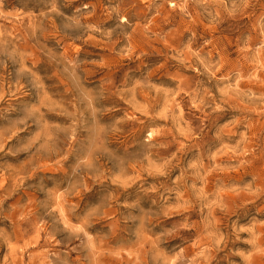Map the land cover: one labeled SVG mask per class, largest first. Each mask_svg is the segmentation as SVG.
I'll return each instance as SVG.
<instances>
[{
  "label": "rangeland",
  "instance_id": "374dc122",
  "mask_svg": "<svg viewBox=\"0 0 264 264\" xmlns=\"http://www.w3.org/2000/svg\"><path fill=\"white\" fill-rule=\"evenodd\" d=\"M0 264H264V0H0Z\"/></svg>",
  "mask_w": 264,
  "mask_h": 264
}]
</instances>
